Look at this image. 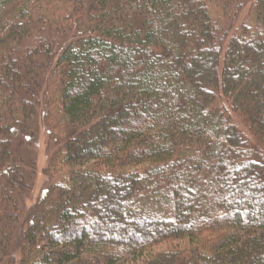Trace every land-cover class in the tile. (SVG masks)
Masks as SVG:
<instances>
[{"label":"trees","instance_id":"1","mask_svg":"<svg viewBox=\"0 0 264 264\" xmlns=\"http://www.w3.org/2000/svg\"><path fill=\"white\" fill-rule=\"evenodd\" d=\"M237 1L0 0V264L43 126L19 264H264V0L232 36L210 11Z\"/></svg>","mask_w":264,"mask_h":264},{"label":"rangeland","instance_id":"2","mask_svg":"<svg viewBox=\"0 0 264 264\" xmlns=\"http://www.w3.org/2000/svg\"><path fill=\"white\" fill-rule=\"evenodd\" d=\"M253 0H238L233 4V7L227 11H223L220 7L216 6V2H213L211 5L210 11L212 19L218 22L222 30H224L227 36H232L234 30L240 25L243 20L249 19V8ZM222 34V33H221ZM229 110V109H228ZM231 120L239 133L250 142H254V138L251 135V131L248 129V126L238 115L228 111ZM53 142V133L46 126H43L39 135L37 142L31 146L29 149H24V151L31 156L33 155V160L35 161V171L31 179V190L30 195L24 198L22 204L23 213L20 215V224L17 228L16 238L14 240L13 253L4 261L3 264H19L20 262V252L18 244L21 242L19 234L26 227L24 220L26 218L27 210L32 204L35 203L38 195L43 192L45 188L52 182L59 181L60 176L55 175L48 168L49 157L56 151L57 147L52 144ZM47 144L49 145L47 148ZM20 152H23L21 149H17ZM24 153V152H23ZM47 169V172L44 170ZM59 174V173H58ZM26 222V221H25ZM20 245V244H19ZM139 254L129 255L118 264H136L138 263Z\"/></svg>","mask_w":264,"mask_h":264}]
</instances>
